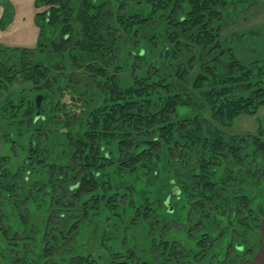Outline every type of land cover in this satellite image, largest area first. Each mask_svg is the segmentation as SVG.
Returning a JSON list of instances; mask_svg holds the SVG:
<instances>
[{
	"label": "rangeland",
	"instance_id": "374dc122",
	"mask_svg": "<svg viewBox=\"0 0 264 264\" xmlns=\"http://www.w3.org/2000/svg\"><path fill=\"white\" fill-rule=\"evenodd\" d=\"M83 1L65 0V9H69L60 12L63 23L48 22L40 30L35 12L47 10L45 7L36 9L35 0H0V48H15L0 51L6 81H0V264L7 259L11 264H76V242L96 264H104L105 255H111V264H148L139 250L150 242L154 261L150 264H264V207L253 204L261 201L264 205V148L258 152L246 145L235 153L240 155L236 158L231 149L213 154L211 148L206 151L194 145L195 141L182 145L184 140L177 138L188 131L195 134L199 130L201 134L205 126L219 125L223 135L228 130L256 135L260 128L264 139V105L254 114L237 115L229 129L225 128L227 132L219 118L209 116L205 92L212 85L199 91L192 87V80L211 70L210 66L220 68L221 62L209 64L211 54L205 48L199 57L185 27L177 25L183 0H95L93 24L99 32L91 47L80 13L85 9ZM216 1L211 2L205 13L208 19H204L206 30L220 45L215 53L224 51L226 55L230 51L241 63L256 68L264 58V0ZM134 20H139L138 25ZM141 48L144 54L138 55ZM120 57L125 62L119 63ZM132 59V66L126 65L127 60L131 65ZM188 59L193 61L188 63ZM259 70L263 72L264 63ZM36 72L40 74L34 84ZM111 77L119 85L131 78L137 86L154 77L160 86L169 84L190 107L171 112L150 104L141 130L133 131L135 136L129 138L136 140L137 156H116L108 144H98L109 126L95 130L99 135L91 142L81 131L95 109L103 110L100 93L105 94L110 87ZM162 90L166 88L159 87L158 91ZM122 92L116 91L120 99L125 97ZM36 96L40 97L35 106ZM190 120L193 122L188 124ZM170 125L173 137L164 140L161 132ZM128 131L132 133L130 127ZM248 139L258 141L256 137ZM30 140L31 149H35L25 155ZM247 140L234 142L242 147ZM90 144L91 148L98 146L97 154L88 155ZM106 152L111 154L107 167H99ZM121 160H126V170L118 168ZM202 166L201 177L193 174ZM110 173L116 175L112 182ZM94 174H98L103 196L91 181ZM137 178L147 180L140 191ZM170 180L175 181L181 200L185 197L188 224L181 219L172 221L171 215L165 219L158 215L165 197L170 196L175 206ZM76 181L78 189L71 187ZM210 184L212 191H208ZM202 187L206 191L201 192ZM183 189H190L191 195ZM107 198L113 203L112 211ZM47 199L53 202L46 209ZM45 211L50 220L42 235L47 253L35 239ZM177 211L174 216H178ZM111 212L114 221L107 220ZM101 221L106 231L97 239ZM85 222L91 227L78 234ZM143 224L151 226L149 233L143 232ZM96 225V234L91 236ZM11 237L13 250H9ZM240 244L243 249L238 251Z\"/></svg>",
	"mask_w": 264,
	"mask_h": 264
},
{
	"label": "trees",
	"instance_id": "16d2710c",
	"mask_svg": "<svg viewBox=\"0 0 264 264\" xmlns=\"http://www.w3.org/2000/svg\"><path fill=\"white\" fill-rule=\"evenodd\" d=\"M183 10L180 12L181 15L178 18V26H183L185 27V30L189 33V41H193V43L196 45L195 50L199 51V57L202 58V53L201 50H207L206 53L209 51L211 55H209V64H213L215 62H218L220 65V68L214 69V66H210L211 70H208L202 74H198L194 79L192 80V87L194 89L203 90L209 83L212 85L211 89L209 91L205 92V97L207 98V104L209 105V116L212 118H219L222 124V128L225 130V128L230 127V124L232 120L239 114L241 113H247V114H254L258 108L261 105H264V70L263 72L259 69L262 68L263 63H264V58L261 61L257 63V67L253 68V64H243L241 63L238 59H236L233 54L229 51L224 54V51H221L219 53H215V50L220 47L219 42L215 41L211 35V33L206 30L207 28V23L204 21L206 16V12L208 11V7L211 4L212 1H215L217 3L218 1L216 0H183ZM84 3V11L82 10L80 13L83 15V28L85 30V33L87 34L88 42L87 45L91 47V42L94 40L95 37H97V31L95 25L93 24V20L97 17V5L95 0H85L83 1ZM35 7L40 8V7H45V9L42 12H35V23L37 27L41 30L44 29L46 26L45 23L51 22V23H63L59 21L60 14L63 15V13H60L62 11H65V0H35ZM87 11V13H85ZM144 19V18H143ZM208 19V17H207ZM140 21L142 19H139ZM138 21L134 20V24L138 25ZM170 22H167L169 24ZM64 25V24H63ZM135 29V27H133ZM99 34V33H98ZM167 37V34H166ZM64 43V41H63ZM209 47V50L207 49ZM2 50H14L13 48H4L1 46L0 48ZM22 49H16L15 51L19 52ZM123 50L126 53L125 48ZM197 52V51H196ZM132 56H134V53L131 52ZM144 50L141 48V50H138V55H143ZM161 54V53H160ZM121 57L119 58V63H121ZM159 60V58H158ZM125 62L124 60H122ZM130 62L127 60L126 65L132 66V63L134 62L133 59L130 60ZM193 60L188 59V63H191ZM207 62V61H205ZM132 68V67H131ZM4 70V67L0 65V81L5 82L3 79L2 71ZM12 71L6 70L5 73H9ZM183 71V70H182ZM261 71L258 78V73ZM201 72V71H200ZM37 74H40L38 72L33 75V82L34 84L38 83V76ZM191 78V75H188ZM8 77H10L8 75ZM192 79V78H191ZM169 81V80H168ZM118 82V81H116ZM115 82V78L111 77L109 81V88L105 89V94H102V97L100 99V104L103 105V110L99 111V109H95L94 112L91 113V118H89L88 122H86L84 129L82 128L81 131L83 134L89 135L91 142L92 140H95L99 133L95 130H103L104 125L109 126V129L105 131V134L100 136L98 140V144L101 143L106 147V145H109L108 150L111 151L110 153H113L116 156L122 157L125 156L126 154H130L131 156H137L138 154V147L135 145L136 140H129V138H133L135 135L133 134V131H139L141 130V125H143L142 120H144L146 117L148 118L146 111L149 110V106L154 105V109L158 108H166L171 112H177L178 108L182 107H187L186 103L182 101L183 97L169 88V84L161 85L157 82L156 78L151 77L145 85L143 86H137L134 83V80L131 78H128L126 81L123 83L117 84ZM230 82L233 84L229 85ZM241 85V87L239 86ZM1 86V84H0ZM168 86V87H167ZM159 87L166 88V90L158 91ZM243 88L241 92H239L237 89ZM1 89V88H0ZM118 89H122V93L125 96L123 99H120L118 95L116 94V91ZM174 91V92H173ZM1 93V92H0ZM168 93V94H166ZM40 96H36L34 99V103L36 106L37 100L36 98ZM219 99V100H218ZM108 102V103H105ZM190 107V106H189ZM189 108H187V111ZM126 117H129L130 120L134 119V122L130 124V120H127ZM152 120H154V116L151 117ZM194 120V119H193ZM193 120L188 121L189 123H192ZM156 123V122H154ZM171 126H168V128L162 130V138L165 140H169L171 137H173L172 129ZM229 126V127H228ZM130 127V131L132 133H128V128ZM217 127L220 129L221 127L218 125L216 127L214 126H208L206 128L205 126V131L203 130L201 134H199V130L197 132L192 133L190 131L185 132L181 134V136H178V139H183L184 142H180L182 145H191L194 143L197 147L201 146L202 148H206L207 150H211V153L217 154L219 151L222 153L225 152V149L227 148L228 150H233V157L239 158L240 155H236L235 153L242 151L241 148H245V146H248V149H250L252 146L258 150V152H262L264 148V139L262 138V132L260 128L257 131L256 135H253L252 133H234L230 132L228 130V134H222L220 130L217 129ZM7 133V132H6ZM4 132V134L6 135ZM33 136V132H31ZM242 134H247V135H242ZM27 135V134H26ZM25 135V138H26ZM194 135V136H192ZM30 136V137H31ZM249 137L257 138V142L255 140H249ZM29 137V139H30ZM244 139H248L246 142H243L242 147L241 145H237L238 142H242ZM27 140V139H26ZM236 141L237 143H235ZM13 141L9 142V146L12 145ZM32 144V141L30 140V144L26 146L25 148V155H29L30 153L32 154V150L35 148L30 147ZM34 146V145H33ZM131 147L129 151H127V148ZM37 149V148H36ZM144 148L140 147L139 151L143 152ZM93 153H98V146L91 148V144L89 146V151L88 155ZM109 152H106L101 156V161L98 163L99 167H107L106 163L107 160L110 158L111 154ZM122 155V156H121ZM244 155V154H243ZM87 158V157H86ZM94 158H92L91 161H93ZM127 160V159H126ZM126 160H121L119 162L118 168L122 170H126L128 168ZM239 160V159H238ZM256 161V160H255ZM168 162L171 163V157H168ZM7 169L9 171H12L11 168L8 166ZM205 170V167L198 168L197 171H194L196 173L195 175L200 176L204 173L203 171ZM183 171V170H182ZM220 174V173H219ZM219 174H216L219 176ZM98 175V174H96ZM95 174L93 175V181L96 185V191L99 193V195L103 196L102 194V185L101 182L99 181L100 179L98 176ZM124 176V174H121ZM111 176V182L114 179L116 175L110 173L109 177ZM92 177V176H91ZM132 181V180H129ZM138 181V190L144 189V185H146L147 180L137 178ZM174 180H170V184L173 186L171 189L172 195H174V201H175V206L173 207L172 204L170 203V196L165 197L163 200V210L162 213L158 212V215L161 216L162 219H165V216H170L173 219L172 221H177V219H181L183 223L188 224L190 219L188 216L190 214L187 211V206L185 204V197L181 200L180 196V191L177 189V186H174ZM77 183L73 184L71 187H75L78 189L80 184L78 181ZM87 183H90V181L87 180ZM50 185L52 183H49ZM189 186V185H188ZM74 188V189H75ZM208 191L214 190L213 185L210 184L208 185ZM216 189V188H215ZM184 191L187 190V194L191 195L190 192L191 190L189 189H183ZM92 191L91 189L89 192ZM206 191L205 187H202L201 190ZM108 192L109 189H108ZM156 200V199H155ZM52 200H46V204L44 207L49 208L52 206ZM107 202L109 203V211H112L111 208L113 209V203L110 202L109 198H107ZM255 203V204H254ZM253 204L255 206H260L261 209L264 207L262 205L261 201H254ZM143 206L142 211L145 212L146 208ZM185 207V208H183ZM176 208L178 209V216H174V213H176ZM157 210V209H156ZM141 211V210H139ZM159 211V210H157ZM153 213L152 211H148ZM154 214V213H153ZM45 215L44 217L42 216V222L38 225L36 228V233H35V239H39V243L42 244L40 246V249H44L47 253V245L46 242L43 243L42 241V235L46 233L47 226L50 224L49 220V215H47V211L43 213ZM131 215V214H130ZM108 219L113 218L114 221V216L111 212V214H107ZM213 219V217H211ZM150 220L151 219H147ZM191 222V221H190ZM86 226H82L79 231H77L78 234H80L81 231H85L87 226H90V222H85ZM177 225H182V223H179ZM101 233H98L97 239L101 237L104 233L103 230L106 229V226L102 223V221L99 224ZM8 227V226H7ZM6 229L8 230V228ZM142 230L145 233H149L151 230V226L149 224H143ZM97 228V225L92 226L90 235L94 236L95 229ZM185 229V227L183 228ZM174 231H178V233H183V230L180 229H173ZM13 231H16L13 230ZM106 231V230H105ZM148 231V232H147ZM16 233V232H14ZM18 234V233H16ZM15 234V235H16ZM13 235V237L15 236ZM12 237L8 238V243L11 245L9 250H13L14 247H12ZM151 247L153 245V242H150ZM150 244L148 243V247L142 248L139 251V255L141 254V258L147 262L148 264L154 263L150 256ZM76 245V246H75ZM39 248V247H38ZM40 249H37L36 251L38 252ZM243 249V245H237L236 250L241 251ZM73 255L77 256V263L76 264H96V261L94 258L91 256H88L89 253L84 251L83 249H80L77 247V242L73 245ZM171 250V249H170ZM5 252H8L6 250ZM41 252V251H40ZM83 252V253H81ZM12 253V252H11ZM5 254L3 253L1 257H3ZM110 255V254H109ZM111 256V255H110ZM105 255L104 259H102L101 262L104 264H111V257ZM128 258L131 259V256ZM140 258V259H141ZM5 259V256H4ZM5 264H11L10 261L7 259V263ZM143 264V263H141Z\"/></svg>",
	"mask_w": 264,
	"mask_h": 264
},
{
	"label": "water",
	"instance_id": "95a60500",
	"mask_svg": "<svg viewBox=\"0 0 264 264\" xmlns=\"http://www.w3.org/2000/svg\"><path fill=\"white\" fill-rule=\"evenodd\" d=\"M36 100H37V104H38V102H39V97H37Z\"/></svg>",
	"mask_w": 264,
	"mask_h": 264
},
{
	"label": "crops",
	"instance_id": "0c3cea01",
	"mask_svg": "<svg viewBox=\"0 0 264 264\" xmlns=\"http://www.w3.org/2000/svg\"><path fill=\"white\" fill-rule=\"evenodd\" d=\"M256 261V260H255Z\"/></svg>",
	"mask_w": 264,
	"mask_h": 264
}]
</instances>
